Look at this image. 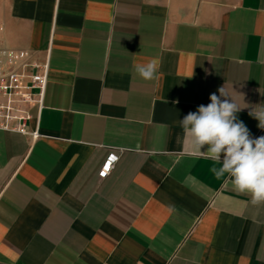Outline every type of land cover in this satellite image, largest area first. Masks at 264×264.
I'll list each match as a JSON object with an SVG mask.
<instances>
[{"label": "crops", "instance_id": "0c3cea01", "mask_svg": "<svg viewBox=\"0 0 264 264\" xmlns=\"http://www.w3.org/2000/svg\"><path fill=\"white\" fill-rule=\"evenodd\" d=\"M0 49L48 62L38 137L0 130V264H264V204L179 125L225 86L264 136V0H0Z\"/></svg>", "mask_w": 264, "mask_h": 264}, {"label": "clouds", "instance_id": "9594fccd", "mask_svg": "<svg viewBox=\"0 0 264 264\" xmlns=\"http://www.w3.org/2000/svg\"><path fill=\"white\" fill-rule=\"evenodd\" d=\"M158 68V62L152 59L135 65V72L144 80H152ZM218 91L219 96L210 94V103L189 112L179 120V125L190 143L191 155L212 161L210 171L217 180L227 177L237 193L249 195L252 205H262L264 136L253 138L237 117L247 107H240L225 86ZM248 115L258 121V128L264 129V104L252 106Z\"/></svg>", "mask_w": 264, "mask_h": 264}, {"label": "built area", "instance_id": "2783aa9c", "mask_svg": "<svg viewBox=\"0 0 264 264\" xmlns=\"http://www.w3.org/2000/svg\"><path fill=\"white\" fill-rule=\"evenodd\" d=\"M48 62L38 61L32 50L0 49V130L38 137L29 128L32 108L41 106L47 83ZM117 155L111 153L99 169L100 178L113 168Z\"/></svg>", "mask_w": 264, "mask_h": 264}]
</instances>
